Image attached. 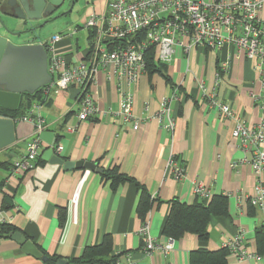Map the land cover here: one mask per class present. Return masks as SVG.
<instances>
[{
  "label": "crops",
  "instance_id": "0c3cea01",
  "mask_svg": "<svg viewBox=\"0 0 264 264\" xmlns=\"http://www.w3.org/2000/svg\"><path fill=\"white\" fill-rule=\"evenodd\" d=\"M102 6L92 4L85 14L86 7L82 23L99 13ZM261 16L264 20V8ZM0 17L15 33L9 35L0 26L1 35L12 43L39 44L35 32L40 22L23 26L8 16ZM29 28L35 30L21 35ZM69 44L70 40L63 41L58 47ZM70 46L73 56L89 58L90 54H83L90 52L89 41L82 51ZM174 51L169 63H161L172 85L159 73H146L134 87V114L140 120L137 131L132 124L122 123L117 78L114 74L108 77L104 71L98 72L90 86L100 109L97 117L79 120L80 106L73 90L43 100L25 98L26 114L15 123L16 143L0 152V162L7 163L0 167V223L15 226L45 257L55 259V264L60 260L81 264L76 259H81L87 248L100 246L106 236L112 239L109 260L114 259V264H190L192 252L200 248L218 251L240 234L243 248L256 253L255 231L264 226V211L252 209L250 198L258 183L264 185V172L258 178L249 164L232 168L234 162L245 156L250 159L251 155L244 153L232 136L236 120L223 118L209 106L207 96L214 94L219 101L229 103L244 124L258 126L264 121L260 74L252 61L234 59L236 49L232 45L221 50L193 47L189 52L176 46ZM228 58L232 60L231 69L219 77L222 63ZM201 84L206 94L199 89ZM165 98H169L175 120L173 133L165 128L167 115L160 116ZM36 106L41 107L45 132L53 133L55 145L63 148L60 156L65 162L94 163L101 173L85 168L66 170L43 160L44 151L41 163L32 171L12 175L13 163L26 153L34 136V124L24 118H33L38 112ZM172 157L185 167L182 181H176L170 171ZM107 173L126 180H106L103 175ZM198 184L208 190L210 198L228 197V215L212 217L206 243L186 234L174 241L168 253L146 254L140 235L144 222L149 223L156 244L168 245L170 238L162 231L171 202H199L194 190ZM139 186L146 188L154 201L145 221L137 215ZM0 264L49 263L25 253L9 237L0 238ZM227 264H264V256L238 263L229 253Z\"/></svg>",
  "mask_w": 264,
  "mask_h": 264
},
{
  "label": "built area",
  "instance_id": "2783aa9c",
  "mask_svg": "<svg viewBox=\"0 0 264 264\" xmlns=\"http://www.w3.org/2000/svg\"><path fill=\"white\" fill-rule=\"evenodd\" d=\"M263 8L261 0H104L102 10L84 23L88 31L95 32L92 50L90 46V52L83 53L85 57L90 54L89 58L73 56L71 44L58 47L59 43L71 40L78 29L71 35L59 34L39 41L47 52L48 71L52 77L51 82L43 87V93L49 97L73 90L74 100L80 106L78 118L85 121L100 114L90 92L95 76L99 71H104L108 77L114 74L118 82L121 121L132 124L133 130L137 131L140 120L134 114V87L147 73L145 54L153 48L159 63H169L176 46L184 47L189 52L193 47L221 50L232 45L236 49L234 59L252 61L264 87ZM231 63V58L222 63V74L230 71ZM199 89L206 94L207 89L203 84ZM207 99L209 106L217 109L223 118L236 120L232 136L238 147L251 155L250 159L245 156L234 162L232 168L249 164L259 178L264 172V121L258 126H248L234 115L229 103L219 101L214 94H208ZM260 108L264 110V103ZM40 109L36 106L38 112L34 117L24 118L34 124L35 132L26 153L13 163V176L32 171L44 151L52 149L60 155L63 149L57 145L46 146L40 138L45 131ZM171 114L169 98H165L161 103L160 116L167 115L169 123L165 128L173 133L175 120ZM170 171L176 181H182L185 177L184 165L178 164L174 157L170 160ZM194 190L198 197L209 200V192L202 184L196 185ZM250 203L264 211L262 183L256 185ZM140 235L145 241L144 251L148 255L158 251L168 253L175 241L170 239V243L164 247L156 244L148 222H144ZM242 244L243 236L240 234L226 241L222 248L234 254L238 263L259 257L245 250Z\"/></svg>",
  "mask_w": 264,
  "mask_h": 264
},
{
  "label": "water",
  "instance_id": "95a60500",
  "mask_svg": "<svg viewBox=\"0 0 264 264\" xmlns=\"http://www.w3.org/2000/svg\"><path fill=\"white\" fill-rule=\"evenodd\" d=\"M64 0H8L2 3L0 14L14 19L23 26L41 22L53 15L63 5ZM7 6L8 10L1 8ZM59 17H54L55 20ZM1 27L9 35H14L1 19ZM35 28L21 32L27 34ZM18 34V33H16ZM48 71V55L45 48L40 44L16 45L0 33V107L16 111L20 107L24 94L33 95L51 82ZM40 138L48 144L55 146V135L50 132H42ZM16 143L15 122L9 118L0 117V152ZM43 160L52 164L63 166L66 170L90 169L97 173L102 170L94 163L83 161L65 162L54 153L52 149L44 152ZM12 240L16 241L25 253L47 262L36 245L23 236L21 232L11 234ZM57 264H66V260H60Z\"/></svg>",
  "mask_w": 264,
  "mask_h": 264
},
{
  "label": "trees",
  "instance_id": "16d2710c",
  "mask_svg": "<svg viewBox=\"0 0 264 264\" xmlns=\"http://www.w3.org/2000/svg\"><path fill=\"white\" fill-rule=\"evenodd\" d=\"M88 34V41L92 50V41L95 36V32L88 31ZM155 59V49L151 48L145 54L146 72L148 73V75L159 73L164 77V79H166V82L169 85H172V82L164 72L166 67ZM219 74H222L221 70ZM34 97H39L42 100L45 99L46 96L43 93V88L33 95L24 94L22 96L20 107L16 111H11L0 107V117L12 119L16 123L26 114V111L24 110V99L27 98L29 99L28 101H31V99ZM40 163L41 161L38 160L37 165ZM6 165L7 163L0 162V167H6ZM103 176L104 179H111L113 180V182L126 180L111 173L104 174ZM139 189L141 191V197L137 209V215L142 221H145L148 213L152 209L154 201L146 188L139 186ZM199 199V202H196L192 205L182 203L178 200H173L171 202L169 215L162 231L164 236L172 240H179L186 234H193L202 244L208 241V229L212 217H223L228 215V197L225 195H217L213 196L209 200H205L200 197ZM251 208L254 209L253 206ZM16 232L19 231L15 226L6 223H0V238H11V234ZM255 242L256 254L259 257L264 256V226L256 229ZM111 252L112 239L110 236H106L100 246L87 248L84 256L81 259H76V263L114 264V259L111 258L109 260ZM229 253L230 252L225 248H222L215 252H210L206 249L200 248L191 253L190 264H227V256L229 255ZM55 262V259H48L49 264H55Z\"/></svg>",
  "mask_w": 264,
  "mask_h": 264
},
{
  "label": "rangeland",
  "instance_id": "374dc122",
  "mask_svg": "<svg viewBox=\"0 0 264 264\" xmlns=\"http://www.w3.org/2000/svg\"><path fill=\"white\" fill-rule=\"evenodd\" d=\"M104 0H84V5L88 2L87 11L91 8L92 4H100L103 3ZM83 3L80 4V7L75 8L74 12L61 16L55 20L50 21H41L39 25H37L36 36L39 40L46 41L52 38L54 35L59 34H69L71 35L74 31L78 29V32L73 35L71 38V44L73 48H78L79 50H85L88 47V30L86 29L84 23H82L83 17L85 15L82 14ZM66 7L63 6L60 9V13L64 12ZM80 11V12H79ZM101 11V10H100ZM1 25V22H0Z\"/></svg>",
  "mask_w": 264,
  "mask_h": 264
},
{
  "label": "flooded vegetation",
  "instance_id": "af4514ba",
  "mask_svg": "<svg viewBox=\"0 0 264 264\" xmlns=\"http://www.w3.org/2000/svg\"><path fill=\"white\" fill-rule=\"evenodd\" d=\"M5 1H8V0H0V7L3 5L2 3H4ZM83 1L84 0H64L63 5L59 9H57V11L53 15L46 18L44 21H50L54 17H61V16H64V15H67V14L74 12L75 8L80 7V4L83 3ZM88 4H89L88 2L85 5L83 3V7H81L80 10L81 9L84 10ZM63 6L66 7V10L64 12L60 13L59 11ZM1 9L6 11V10H8V7L4 6Z\"/></svg>",
  "mask_w": 264,
  "mask_h": 264
}]
</instances>
